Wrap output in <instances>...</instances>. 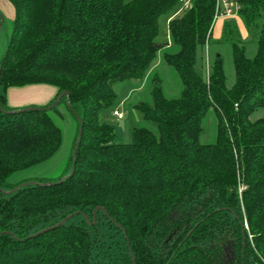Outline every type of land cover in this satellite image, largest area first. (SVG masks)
Here are the masks:
<instances>
[{
  "label": "trees",
  "instance_id": "obj_1",
  "mask_svg": "<svg viewBox=\"0 0 264 264\" xmlns=\"http://www.w3.org/2000/svg\"><path fill=\"white\" fill-rule=\"evenodd\" d=\"M9 1L16 17L0 61V104L17 110L8 106L13 87L58 88L43 108L69 91L78 133L66 177L79 145L72 176L12 183L59 153L63 131L57 108L0 111V264H264V117L252 119L264 108V0H241L240 18L260 36L254 58L232 44L231 88L220 54L206 72L199 65L217 0H192L175 16L171 44L158 40L160 19L181 0ZM170 46L177 51L163 59L181 79L180 96L156 85L153 102L135 106L156 131L135 127L132 142L118 143L102 115L115 84L146 78ZM210 110L217 140L203 144ZM98 208L108 216L97 210L94 223Z\"/></svg>",
  "mask_w": 264,
  "mask_h": 264
},
{
  "label": "rangeland",
  "instance_id": "obj_2",
  "mask_svg": "<svg viewBox=\"0 0 264 264\" xmlns=\"http://www.w3.org/2000/svg\"><path fill=\"white\" fill-rule=\"evenodd\" d=\"M0 61L3 59L11 38L13 24L16 17L15 8L9 0H0ZM173 15H165L160 19V36L158 40L160 42L171 44V36L169 33L168 20ZM222 20H219L214 31L208 47L202 52L200 51L199 65H209L213 62L218 54L224 59L225 72L227 76V86L231 88L236 82V73L233 64L232 57V44L240 43L246 48V54L249 58H254L257 54L258 41L260 36V30L257 28H249L245 23V27L248 31L246 37L235 27H233L234 33L225 34V32L217 37L218 28L220 27ZM225 23H228L225 21ZM239 31V32H238ZM175 52L177 47L172 49L162 50L155 61L160 66L151 72V76L147 80H128L115 84L114 89L117 94V98L113 106L107 108L103 112V119L108 124L115 127L116 141L118 143H130L133 141V129L135 127L144 126L156 131V126L153 123H148L143 120L141 113L135 107L136 104L141 102L151 104L153 102L152 91L156 85L163 88L165 94L168 97L180 96L182 90V82L177 72L168 66L164 59L163 53L165 51ZM201 57L204 59L201 61ZM201 61V63H200ZM155 78H160V82L155 81ZM50 86V85H49ZM49 86H33V87H49ZM32 87L15 88L21 92L20 97L13 98L12 102L18 106L16 109H24L26 106H45L40 105L37 99L40 95L30 91ZM54 89V87L52 88ZM34 91V90H33ZM119 109L125 116L124 120H119L115 117V109ZM58 115L55 116L56 122L63 131V145L59 153L50 161L38 165L29 170L16 174L12 179V183H18L20 181H58L60 178L66 177L69 172L71 155L73 153V147L78 133L77 118L71 112L66 102H61L57 106ZM60 114V115H59ZM260 117H264V108L258 110L252 117L256 120ZM217 124L218 116L214 110H210L203 119V133L200 141L203 144H214L217 140Z\"/></svg>",
  "mask_w": 264,
  "mask_h": 264
},
{
  "label": "crops",
  "instance_id": "obj_3",
  "mask_svg": "<svg viewBox=\"0 0 264 264\" xmlns=\"http://www.w3.org/2000/svg\"><path fill=\"white\" fill-rule=\"evenodd\" d=\"M180 8L178 9V11L171 18H169V20H168V27H169L170 21L175 16H178L177 13L179 12ZM220 20H222V23H220L221 25L218 28L217 37H220L225 32V30L227 28V24H231V27L232 28L235 27L236 29H238L240 31V33L243 34L244 37L247 36L248 31H247V29H246V27L244 25L243 20L240 18V16H237V17H234V18H228V19L227 18H224V19H220ZM218 21H216L215 28L217 26ZM225 21H227L228 23H225ZM215 28L213 30V35H214ZM171 47L172 46H170V48H168V49H171ZM158 66H160V64L159 63H156L155 64V62H154V64L152 65L150 71L148 72L146 78H144V80H147V78H149V76L152 75L151 72H153L154 70H156V68ZM155 79H156L157 82H160V78H155ZM33 86H49V85H44V84L30 85V87H32V88H30V91L32 90V92H35L36 93V94H33V95H37V94L40 95V96H38L39 99H37L38 100L37 102L40 103V105L42 104V105H45L46 106V105L50 104L54 99L57 98V95H58V92H59L58 88H56L54 86H49V87H33ZM25 87H29V86H25ZM25 87H13V88H10L8 90V106L10 108L16 109L18 107V106H15L16 103H13L12 102V97H11L12 94H13V98L14 99H17L18 97H20L21 92H23V91H19L18 89H15V88H25ZM53 87H54V89H52ZM181 92H182V90H181ZM36 106L37 107H44V106H38V105H36ZM27 107H31V106H26L25 108H27ZM115 110H119V109L116 108ZM124 119H125V116H124ZM124 119H122V120H124Z\"/></svg>",
  "mask_w": 264,
  "mask_h": 264
},
{
  "label": "water",
  "instance_id": "obj_4",
  "mask_svg": "<svg viewBox=\"0 0 264 264\" xmlns=\"http://www.w3.org/2000/svg\"><path fill=\"white\" fill-rule=\"evenodd\" d=\"M0 18H1V15H0ZM0 84H1V68H0ZM64 97H67V104L70 105V92L69 91H64V92L61 93V95L58 97V99L50 107L43 108V107H32L31 106V107H27V108H24V109H18V110H13V111H5L3 109V107L1 106V104H0V111H2L3 113H6V114H11V113H16V112H26V111H33V110H37V111H40V110H53L54 108H57V106L59 105V103L61 102V100ZM82 135H83V123L81 122V128H80V131H79V137L81 138ZM78 145H79V140L76 142V145H75L74 154H73V168H72V172H71V174L69 176H72L74 174V172H75V169H76V157H77V152H78ZM68 177H66V178H68ZM65 179L61 180L60 182L64 181ZM29 184H31V183L23 184L22 186H26V185H29ZM16 190H18V189H15L12 192H15ZM97 210L103 211L108 216V214L105 212V210L103 208H98V209H96V211L94 213L95 214V218H94L95 222L94 223H96V221H97V217H96ZM78 214H81V213H76V214H73V215L67 217L65 220H63L57 226L63 225L64 223H66L67 221L71 220L74 216H76ZM240 224L243 226L242 221H240ZM243 237L245 239V230H243ZM128 245H129V242H128ZM244 246H245V241H244ZM130 251H131V254H132V250L131 249H130ZM132 256H133V254H132ZM243 257H244V255H243ZM133 260H134V263H135L134 256H133Z\"/></svg>",
  "mask_w": 264,
  "mask_h": 264
},
{
  "label": "built area",
  "instance_id": "obj_5",
  "mask_svg": "<svg viewBox=\"0 0 264 264\" xmlns=\"http://www.w3.org/2000/svg\"><path fill=\"white\" fill-rule=\"evenodd\" d=\"M192 0H181V8L177 15L181 14L190 7ZM242 9L241 0H217V7H216V15L215 21L224 18H234L240 15V11ZM237 107V105H236ZM114 115L118 117L119 120L124 119V115L119 110L114 111ZM247 187L245 185H241L240 193L242 194Z\"/></svg>",
  "mask_w": 264,
  "mask_h": 264
}]
</instances>
